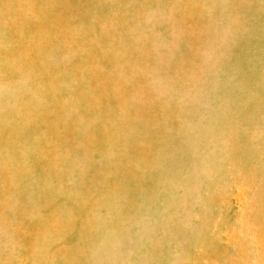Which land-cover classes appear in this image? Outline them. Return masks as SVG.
<instances>
[{"label": "rangeland", "instance_id": "obj_1", "mask_svg": "<svg viewBox=\"0 0 264 264\" xmlns=\"http://www.w3.org/2000/svg\"><path fill=\"white\" fill-rule=\"evenodd\" d=\"M0 264H264V0H0Z\"/></svg>", "mask_w": 264, "mask_h": 264}]
</instances>
